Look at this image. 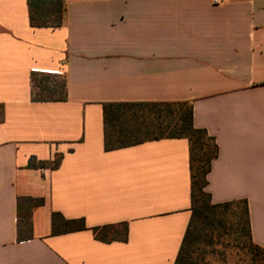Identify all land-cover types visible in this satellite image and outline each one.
<instances>
[{
    "label": "crops",
    "instance_id": "crops-1",
    "mask_svg": "<svg viewBox=\"0 0 264 264\" xmlns=\"http://www.w3.org/2000/svg\"><path fill=\"white\" fill-rule=\"evenodd\" d=\"M42 73L64 78L65 100H32ZM152 101L191 104L218 146L211 202L245 199L264 247V0H65L57 28L31 27L27 0H0V264H174L188 140L104 148L102 103ZM56 154L57 168L27 165ZM53 212L85 228L54 234ZM121 222L125 241L93 234Z\"/></svg>",
    "mask_w": 264,
    "mask_h": 264
},
{
    "label": "trees",
    "instance_id": "trees-1",
    "mask_svg": "<svg viewBox=\"0 0 264 264\" xmlns=\"http://www.w3.org/2000/svg\"><path fill=\"white\" fill-rule=\"evenodd\" d=\"M65 0H27L29 24L35 28H57L62 23ZM34 73V72H33ZM46 76V77H42ZM41 77L40 79H37ZM53 80L49 86L48 80ZM61 79V80H60ZM31 98L33 101L66 99L63 77L50 74L31 75ZM35 88L40 93L35 94ZM1 107V106H0ZM104 148L111 150L163 138H186L189 143L191 176V214L174 264H196L194 254L203 230L208 226L233 227L239 237L240 249L244 251V264H264V247L253 242L245 199L213 203L206 191L207 174L211 162L218 155V146L213 136L205 129L193 125L192 106L183 101L152 102H104ZM1 120V119H0ZM61 154L50 161L30 158L29 167L57 168ZM34 204H41L35 200ZM239 205L241 206L238 210ZM30 230L28 219H21L19 230ZM85 228L83 218L67 219L59 212L51 214L52 233H65ZM94 236L104 242L127 239V224L103 225L92 228ZM242 240V243H241Z\"/></svg>",
    "mask_w": 264,
    "mask_h": 264
},
{
    "label": "rangeland",
    "instance_id": "rangeland-1",
    "mask_svg": "<svg viewBox=\"0 0 264 264\" xmlns=\"http://www.w3.org/2000/svg\"><path fill=\"white\" fill-rule=\"evenodd\" d=\"M40 78L38 77L37 79ZM48 84L52 86L53 80L49 78ZM34 91L37 95L49 96L47 93H40L37 88ZM240 208L241 206L239 205L238 210ZM239 242V237L234 232L233 227L208 226L203 230L199 244L196 246L195 263L244 264V251L240 249Z\"/></svg>",
    "mask_w": 264,
    "mask_h": 264
},
{
    "label": "built area",
    "instance_id": "built-area-1",
    "mask_svg": "<svg viewBox=\"0 0 264 264\" xmlns=\"http://www.w3.org/2000/svg\"><path fill=\"white\" fill-rule=\"evenodd\" d=\"M211 2L216 5L222 3V0H211Z\"/></svg>",
    "mask_w": 264,
    "mask_h": 264
}]
</instances>
